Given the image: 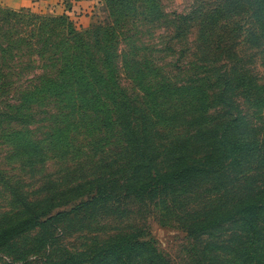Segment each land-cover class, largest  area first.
<instances>
[{"label":"trees","instance_id":"16d2710c","mask_svg":"<svg viewBox=\"0 0 264 264\" xmlns=\"http://www.w3.org/2000/svg\"><path fill=\"white\" fill-rule=\"evenodd\" d=\"M105 1L113 24L89 31H77L65 17H26L0 10V55L35 51L40 45L43 55L53 50L61 84L52 95L75 103L78 116L90 114L98 126L102 121L100 131L92 128L98 133L118 131L125 144L124 165L120 159L115 171H105L87 187L79 185V203L69 210L54 213L59 207L52 198L43 200L47 208L26 203L8 224L1 221L0 254L9 251V261L0 258V264H171L145 232L103 226L105 218L117 216L124 200L159 209L185 232L193 240L191 264H264V137L236 121V128H229L228 122L205 128L208 108L198 105L235 90L264 99V85L258 86L257 77L246 75L243 62L235 59V66L209 85L194 80L178 86L164 80L151 93L153 106H136L118 82L122 58L116 29L136 18L133 23L142 26L160 16L159 9L152 0ZM182 19L176 16L174 24ZM201 28L209 54L242 38L262 50L264 0H222ZM122 64L135 70L141 83L151 84L153 75H160L152 63L151 69L135 60ZM172 110L177 112L169 114ZM175 114L181 119L194 114L202 124L192 136L160 138L165 133L161 129L169 126L168 117ZM124 172L128 175L116 188L115 179ZM62 225L73 229L63 237L81 234L80 248L63 244L57 233ZM35 230L42 235L38 247L13 248L16 238Z\"/></svg>","mask_w":264,"mask_h":264},{"label":"rangeland","instance_id":"374dc122","mask_svg":"<svg viewBox=\"0 0 264 264\" xmlns=\"http://www.w3.org/2000/svg\"><path fill=\"white\" fill-rule=\"evenodd\" d=\"M152 1L160 16L142 26L133 23L136 18L123 29H116L122 58L117 69L118 82L136 106L146 102L153 106L151 93L164 80L178 86L194 80L209 85L208 81H215L235 66V59L243 62L246 75L257 77L258 86L264 85V48H251L243 38L230 47L228 43L222 52L212 49L209 54L204 47L201 25L222 0ZM0 10L26 17H65L77 31L113 24L105 0H0ZM176 16L183 17L177 26ZM42 48L40 45L35 51L0 55V229L4 225L1 221L8 224V218L20 213L26 203L42 209L47 208L43 200L53 198L59 207L54 213L69 210L79 203V185L87 187L104 177L105 171H115L116 163L125 156L124 140L118 131L98 133L92 128L100 131L102 121L98 126L93 123L92 115L78 116L74 112L75 103L69 104L52 95V89L61 84L57 72L59 63L53 50L43 55ZM132 60L142 62L149 69L152 63L160 75H153L151 84L141 83L135 70L123 68V61L129 64ZM256 97L247 98L235 90L222 98L203 99L198 105L205 106L202 110L209 109L205 110V121L209 123L202 124L200 119H194V114L183 119L178 114L171 115L169 126L161 129L165 133L160 138L175 140L192 136L198 130L197 124L211 129L213 125L228 122L229 128L230 125L236 128L234 121L246 125L242 129L252 130L253 135L264 137V99ZM175 112L172 110L169 114ZM127 175L124 172L115 179L116 188ZM122 202L117 216L107 221L105 218L103 226L107 230L145 232L146 239L152 240L170 258L171 264H191L193 240L185 232L149 204ZM65 203L67 206L60 207ZM66 227L62 225L57 230L61 241L63 238L64 245L80 248L84 242L81 234L63 237L61 234L73 230ZM40 237L39 230L28 232L14 240L13 248L21 249L26 244L38 247ZM8 253L4 250L0 258L9 261Z\"/></svg>","mask_w":264,"mask_h":264}]
</instances>
